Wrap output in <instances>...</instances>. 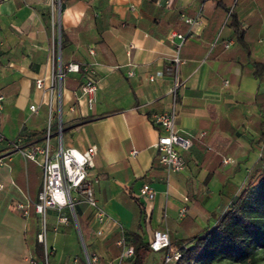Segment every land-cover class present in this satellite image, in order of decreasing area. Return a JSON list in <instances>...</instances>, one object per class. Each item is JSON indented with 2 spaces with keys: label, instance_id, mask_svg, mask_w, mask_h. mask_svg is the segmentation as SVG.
<instances>
[{
  "label": "crops",
  "instance_id": "1",
  "mask_svg": "<svg viewBox=\"0 0 264 264\" xmlns=\"http://www.w3.org/2000/svg\"><path fill=\"white\" fill-rule=\"evenodd\" d=\"M55 3L0 0V264H28L40 232L39 217L30 210L23 219L14 205L37 196L41 177L19 150L42 143V135L34 139L47 121L53 144L59 126L63 147H93L86 181L111 218L97 237L91 210L76 205L83 241L73 222L54 228L50 210L49 264H87L86 256L113 264L120 234L131 245L132 233L146 243L165 228L175 245L199 232L247 180L264 174V0H63L60 17H52ZM199 4V23L188 27L180 14L193 16ZM58 27L60 64L62 30L63 61L81 69L63 72L55 89ZM174 33L185 35L175 124L183 135H204L181 151L184 169L166 173L152 146L160 130L151 115L170 105L171 57L180 42ZM89 76L96 86L90 107L78 91ZM222 156L233 163L222 166ZM143 185L154 191L152 200L139 197ZM159 251H146L142 264H163Z\"/></svg>",
  "mask_w": 264,
  "mask_h": 264
},
{
  "label": "built area",
  "instance_id": "2",
  "mask_svg": "<svg viewBox=\"0 0 264 264\" xmlns=\"http://www.w3.org/2000/svg\"><path fill=\"white\" fill-rule=\"evenodd\" d=\"M206 0H201L204 2ZM201 6L199 4L193 16H186L180 14L182 21L188 26L197 25L201 13ZM179 39L177 49L171 57L173 64L172 80L169 90L170 105L168 110L153 113L151 115L152 122L158 126L160 133L152 144L157 152V161L159 165L166 171V173H176L184 169V160L181 157V151L187 150L191 147L193 140L197 137H202L204 132H199L197 135H183L175 124L176 113L175 104L176 96L182 82L179 78L178 66L182 63L178 56V47L185 35L174 33ZM230 41L223 43V47L227 48ZM129 43L127 48H131ZM89 53H93L89 50ZM84 67H82L83 69ZM81 66L77 63H68L64 69L57 73V77L61 78L64 73H77ZM83 70H86L84 68ZM91 74L92 71H87ZM128 75H131L128 72ZM35 86L41 87V80H35ZM96 90L94 80L89 76L79 86V93L86 97L88 107L93 102L94 92ZM1 102V97H0ZM1 109V103H0ZM31 113H36L37 107L32 104L28 106ZM60 128L57 127V137L54 144L51 142L50 124L47 121L42 143L40 145L31 144L26 149L19 150L22 157L30 160L39 166L41 170L40 190L37 193L36 201L32 202L27 196H23L21 201L14 205L15 211L23 218L27 219L32 210L39 217V224L42 231L45 230L46 225V211L52 210L55 213L54 228L67 225L70 222L74 223L75 213L74 207L78 204H85L91 210V217L95 224L94 235L101 237L103 235V227L109 220L110 216L105 213L96 203L93 195L92 186L86 181L87 169L91 164V155L93 154V147H88L81 152L71 147H63L59 135ZM2 136L0 135V141ZM136 150H131L130 155L134 156ZM222 166L233 163V159L229 156H222L220 158ZM1 188V184H0ZM154 191L147 185H143L138 190L139 197L147 200H152ZM186 205H182L177 209V218L181 219L185 216ZM75 224V223H74ZM76 226V225H75ZM38 242L43 244L44 235L39 232L36 234ZM124 236L120 234L116 244L121 246L118 255L113 259V264H127V260L131 257L133 249L131 245H125ZM151 251H159L166 249L163 256V264H172L178 257V251H169V237L165 228L156 229L152 232L151 240L148 243ZM88 263L94 261L95 257L90 258L86 256ZM28 264H35L34 260L29 256Z\"/></svg>",
  "mask_w": 264,
  "mask_h": 264
},
{
  "label": "trees",
  "instance_id": "3",
  "mask_svg": "<svg viewBox=\"0 0 264 264\" xmlns=\"http://www.w3.org/2000/svg\"><path fill=\"white\" fill-rule=\"evenodd\" d=\"M59 6L62 10L63 0H59ZM66 46V38L61 30V71L67 64L63 61ZM261 65L264 68V64ZM256 71L258 72V69ZM43 135L44 131L37 133L34 140H39L40 136L42 139ZM74 213L81 237L86 241L87 232L78 220L76 207ZM118 236L117 233L111 241ZM131 236L130 244L133 252L127 264H142L145 252L150 250L149 242L143 243L135 233ZM85 247L87 249V245ZM116 248L118 251L115 256L120 252L119 246ZM170 248L171 251L179 253V257L172 264H210L220 259L237 264H254L259 253H262L264 258V174L257 180H247L230 197L220 213L211 217L210 224L199 232L184 238L178 245H172L169 241ZM30 257L35 264H49L48 252L37 239L34 241ZM89 264H97V260L90 261Z\"/></svg>",
  "mask_w": 264,
  "mask_h": 264
},
{
  "label": "rangeland",
  "instance_id": "4",
  "mask_svg": "<svg viewBox=\"0 0 264 264\" xmlns=\"http://www.w3.org/2000/svg\"><path fill=\"white\" fill-rule=\"evenodd\" d=\"M55 6H56V3H55ZM52 17H60V16H57V6L56 7H54V9H53V11H52ZM56 79H57V76H56V74H55V71H54V76H53V79H52V85H53V87L55 88V89H58V86H57V81H56ZM33 167H34V170H35V178H36V180H38V178L39 177H41V173H39V170H38V166L36 165V164H33ZM40 190V178H39V184H38V187H37V192ZM37 194V193H36ZM32 202H35L36 201V195L34 196V197H32V200H31ZM50 210H47L46 211V218H49V212ZM54 212V211H53ZM32 215V214H31ZM49 228H48V226H47V224H46V226H45V230L44 231H42V228L41 227H39V231L41 232V233H43V235H44V238H45V235L47 236L48 235V233H49ZM180 239H178V240H176V245H178V244H180ZM164 251H166V249H162V250H160L159 252H158V256H160L161 255V253L162 252H164ZM65 264H73V261L72 260H69V261H66L65 262ZM210 264H237V263H232V262H229V261H227V260H223V259H220V260H216V261H214V262H212V263H210ZM254 264H264V258H263V254L262 253H259L258 254V256H257V258H256V261H255V263Z\"/></svg>",
  "mask_w": 264,
  "mask_h": 264
},
{
  "label": "water",
  "instance_id": "5",
  "mask_svg": "<svg viewBox=\"0 0 264 264\" xmlns=\"http://www.w3.org/2000/svg\"><path fill=\"white\" fill-rule=\"evenodd\" d=\"M57 12H58V15H59V13H60L59 5H58V8H57ZM59 70H60V60H59V27H58V33H57V73L59 72ZM57 80L59 82L60 78L58 77ZM74 223H75L76 228L78 230V226H77L76 220H74ZM78 233H79V230H78ZM81 246H82L83 252L85 253V248H84V246L82 244V240H81ZM86 261H87V259H86ZM86 263L89 264L88 261Z\"/></svg>",
  "mask_w": 264,
  "mask_h": 264
}]
</instances>
